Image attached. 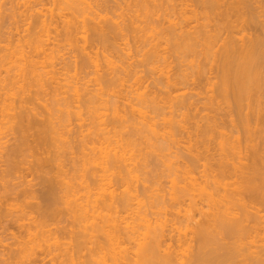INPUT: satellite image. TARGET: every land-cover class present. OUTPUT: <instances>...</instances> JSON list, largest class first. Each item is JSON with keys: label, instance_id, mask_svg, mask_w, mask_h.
Instances as JSON below:
<instances>
[{"label": "bare ground", "instance_id": "1", "mask_svg": "<svg viewBox=\"0 0 264 264\" xmlns=\"http://www.w3.org/2000/svg\"><path fill=\"white\" fill-rule=\"evenodd\" d=\"M132 1L134 2L135 8L139 10L137 12L135 11L139 15L135 14L136 16H133L135 18H133L132 22H130V27L132 26L134 28L133 25L137 26L138 23L141 24L143 20L145 22L146 18H148L147 15H150L152 13V11H150L151 5L149 6L150 2L153 3L154 1L153 4L156 6L159 2L155 4L156 0H149L150 2L148 1V4L147 0ZM168 1L171 7H173V10L175 9V6L179 4H175L176 2L181 3V6L180 4L178 5L180 7L179 9H181L179 10L180 13L181 11H183V13L180 14L182 18L181 23L175 24L172 27L174 32H169V38L167 37V35L166 37H164L166 39H164L162 36L165 41L164 44L166 45V47L163 48L165 52H163V49L161 50V38L160 41H157V38H155V36L153 35V38L150 36L148 37V43L150 42V38L156 39L158 43L152 42V44L155 43V45L149 43L151 45V49L149 48L150 51L148 52V61H145V63L147 62V65H155V67L152 68L153 70L151 74L153 75L154 71V75L157 74L158 78L157 80H154H159L158 82L161 81L163 83V87H160L161 83L159 84L157 82L159 84L158 87L163 88L166 95V98L160 96V100L158 96H155L157 95V91H155V93L153 92L155 89L153 91L149 90L151 92H148L147 88V91H144V89L146 90V85H144V81L142 79L144 78V76L140 77L138 73L135 72L134 69H132L130 64L131 62H128L129 59L132 60V57L130 58V56H132V54H130L131 50H128L130 48L127 49L129 45L127 46L126 44H123V47L115 42V44L112 46L113 43L111 44L109 41L111 45L108 47L110 48H108L107 46L105 48L104 46V49L103 47H100V49L96 48V46H91L94 44L88 42L92 38L88 40V37L86 38V34L89 33V30H87V26L89 24L87 22L91 20V22L93 23V21L95 22V20H99V22L96 24L100 25V21L105 17L107 21L110 19L107 18V16L104 17V15L103 18L101 12V14L99 12H96V9L98 8H95V6H93L91 0H40V3H37L38 5H40L39 9H37L38 7L35 8L36 6L31 7L30 9L25 10L27 12L26 15L24 14L25 12H23L24 10L22 12L20 11L16 13L19 14V18L26 17L30 19L34 16L37 18V20L35 19V25L33 24L35 28L31 31V34L28 33L30 34V37H27V39L29 38L28 41L24 40V46L19 45L16 48H12L13 46H8L0 50V135L9 132L14 135V138L16 137L15 135H17L15 140L13 138L15 142L12 143L13 145L9 144V146L6 145L5 147V144L3 145L0 142V149H2V151H6V153L0 151V160L6 159L5 161L8 160L12 163L14 160H18L17 158L19 157V154L23 156V154L20 153L21 149H23L27 145V140H29L28 138L32 137L33 140L31 141V144L33 145V147L31 145V147L27 146V148H29V150L31 148L33 149L31 151H33L35 160L29 161L32 162V165L29 163V165L26 164V160H24V163L25 165H27V167L32 166L31 169L34 171V174L38 175L40 179L41 176H43V180L41 181L46 184L45 188L42 187V184L41 186H39L40 183L37 184L40 188L42 187L41 191H44V193H46L47 196L45 195V199L46 197L54 198L53 201H56V204L59 203L58 201H62L63 206L67 208L69 214H71L75 222L78 223L79 227L77 229L79 231L76 233V236H74L75 234L72 232V234L69 233V237H71L72 235V240H70L72 241V243L70 242L71 244L69 243L67 244V246L69 245L71 249L74 248L72 250H74L75 252V250L77 251L81 247L84 248L83 245H88L87 242H90L93 245V241L94 239H96V241L94 242L95 248L93 245L94 250H92L93 255L95 256L91 260L92 264H187V262H192V264H264V167L263 163L261 164V161L263 162L264 159L260 157V159L258 158V156H260V154H258L260 153V150L257 149L258 147L253 145L254 143L252 144V142H248L254 141L252 140L254 135L253 137L248 135L251 137V139H249L250 137H248L246 146L250 147L253 145L251 147L253 152L250 154V156H247V158L249 159H246L244 155H242V151L241 148H239V145L237 147L235 146L237 142H228L231 138L229 136L230 134L228 135L227 131H225L227 133L222 132V130L225 129H221V126L215 119L211 120L210 114L209 117L208 115L207 117H202V119L206 117L204 118L205 121L207 120L205 126H200L199 122L194 120H192L193 122L191 121V123L188 122L192 119H190V116L193 113L191 112V114L189 112V114L187 113V111H191L194 108L196 109V104L194 105L192 100H190L191 102L189 101L190 98L185 97V91L181 94L179 91L182 88L186 89L185 85L190 81H193L192 86L196 83H198V86H200L199 84L204 82L201 81L203 79V76L207 74L205 68H203L205 65L203 67H200L198 63L195 64L196 62L194 63L193 61L189 62L190 64H187V67L181 64L182 67H185V69L188 68L189 65L190 68L188 69L191 70L193 69V67L196 69L197 74L192 72L191 70L192 73L197 75L196 77L194 75V80L191 77L189 80V75L192 74L190 72L189 75H185L187 72L182 75V73L180 72L181 67H179V72L181 73V75L175 73L174 71L173 72L175 74H171V70L176 69H172L174 67H171L172 65L168 62V58H170L168 55L169 51L165 49L167 47L169 49V47L172 46L173 48L171 47L169 49L170 52L172 51L171 49H174L173 52L177 55L176 59L180 61L183 54H195L197 52V48L200 47L202 50H200V48L199 50L202 52L199 51V53H202L203 55H201L204 57L203 59H206L203 63H205L206 61L208 62V64L210 63L211 65L209 64L210 67L208 68L209 72H212L211 75L215 74L214 78L213 76L208 77V75L205 77V80L207 81L205 82L206 84L204 83V85H206V90L203 86L205 90L203 91L206 93H203L205 95L207 94V96L205 97L206 101L208 102L206 104V109L213 110L216 106L217 111H225V113L228 115V119L229 117L231 118V123L235 121L236 117L234 118V116H237L239 123L240 121H242L241 123L245 124L243 130H247L248 128H246V126H250L249 122H251L250 120L252 118L257 122L264 121V114H262L264 112V108L263 110L261 109L262 105L264 104V102L262 104V101L264 99V90L261 89L263 87L262 84H264V50L262 51V48L264 47V41L262 39L260 40L259 38L253 39L247 37L245 25L248 24V21L246 20L245 16L248 15L247 18L254 20L255 17L259 18L257 14H260L262 12L259 11V7H256L255 9L257 10L258 8V11L260 12L256 13L254 12L255 9L249 6V10H247L248 12L244 13V11H242L243 9L239 8L242 4L240 2H244V0H231L232 2L230 1V3L229 0H203V6H206L205 11H207L205 12L203 10L205 15L204 16L202 15V13H199L200 11L192 9V6L190 5V2L192 1ZM168 1L166 2L168 3ZM173 1V4L175 5L172 6L171 3ZM17 4L19 8L21 4ZM244 4L243 6H245ZM47 5L50 7H47ZM17 6L15 7L17 8ZM23 6L25 7L26 4H23ZM178 6L176 7V9L178 8ZM203 6H198V8H203ZM15 11L13 13H15ZM140 11L142 13L144 12L145 14L143 15L144 19H142L141 21H139L142 14L140 13ZM149 12L151 13L149 14ZM212 13H215V15H217L216 17L220 18V24L218 22H215V29H213V25H211L212 22L209 20L211 15H208ZM16 16L17 15H15V17L13 16V18H16ZM10 20H13L12 17ZM111 20L113 23L112 26ZM109 21L110 22L109 24H107V26L105 25L97 27L100 29L102 27H108L109 29L107 31L112 35L117 32L116 35L118 37L122 33L123 36L121 35V40H125L127 38L126 33H129L130 30L133 29L132 27L131 29L128 26L130 28L129 31H125L124 33L123 29L127 30V26V28L122 27L121 30H118L120 29H117V27H120L119 24L117 25L118 20H116L115 22V19H110ZM147 21H149V19L146 20L147 26H145V28L140 29L139 25L136 27L137 30L140 29L136 32V34L139 33V31H142L143 33V31H146V28L150 26V24H152V19L149 23ZM191 21L196 23L195 27H191L188 29L187 27L183 26L186 24L188 25V23ZM59 22L61 24L64 23L63 25L65 29V38L60 37L62 39L61 41L63 43L64 41H67V44L65 45L69 44L68 46H73V49H75L74 46L76 45V50L80 49L79 51L84 53V56L83 54L81 55L85 57L86 60L84 58L82 59L84 61H87V63H85L84 61V63H82L89 65L88 67L93 68L92 70H94V74L92 75H95L93 76L92 80L94 81V83L92 82L93 85L91 84V79L88 83L82 84L81 80H78V76L72 77L71 74L69 75L68 73H66L67 71H62V68V72L58 68H56V65L58 64L56 59L63 56L60 52V49H62L60 48V46L63 43H61V45L59 46L57 41L60 40H56V37L53 40L51 35L54 32L56 33V31L58 30L57 28H59ZM114 23L116 25L115 28L117 29V31L115 28H112L114 27ZM257 23H259V21ZM218 24L223 26V28L225 26L224 31H222L223 28L222 30L220 29L221 26H219ZM125 25L126 24H124V26ZM110 28L112 32L110 31ZM152 28L150 30V33L152 30L154 32V29ZM262 28L264 29V26ZM31 29H29V31ZM98 30L99 29H97V34H99ZM100 31L103 32L104 30L101 29ZM107 31L104 32L107 33ZM256 31H258L257 28ZM90 32L93 33V31ZM223 32H226L227 35H222L221 33ZM109 33H104L105 37L107 36L106 38L111 36H108ZM131 33L135 34L133 30ZM136 34L134 35V39L137 36ZM238 34L242 35H239L240 37H238ZM59 35L56 36L58 37ZM102 36L103 34H101V36L96 35V37H99L97 38V40H102L105 38L104 36L103 38H101ZM139 36L141 37L143 35H138L137 38L140 40L141 38H139ZM222 36H224L225 38ZM115 37H113V39ZM51 39L53 40V42ZM63 39L65 40L63 41ZM81 39L82 41H80ZM108 39H111V37ZM108 39L105 40L108 41ZM144 39L145 37L143 38V41ZM146 40L144 42H146ZM127 41L128 40H126V42ZM79 42H82L83 44L81 43L82 46L78 48L79 45L77 43ZM51 43H54V45H52L53 48H51ZM55 43H57V45H55ZM88 43L91 45L89 46ZM145 44H147V42ZM26 48H28V50H26ZM165 54H167L168 56H165ZM58 55L62 56L58 57ZM197 58L198 55L196 59ZM183 59H185L184 56ZM188 59L186 58L187 61ZM195 65L197 66V68L195 67ZM177 66L179 65L177 64ZM105 67L107 69L109 68L110 71L114 74L113 76V74L111 73L113 76L112 77L110 72H107V74H109L111 77H108L110 80L105 79V77L107 78V75H105L106 73L104 74L105 76L103 74H100V72L105 69ZM195 69H193V71ZM174 75L177 76L175 77ZM172 77L175 78L172 79ZM154 80L152 81L154 82ZM191 83L192 82L188 83L189 86ZM158 84H155V86H157ZM183 84L184 87L182 86ZM180 85L182 86V88L179 89L178 86ZM196 85L195 87H197ZM189 86H187V88ZM158 87L155 88L158 89ZM172 88L174 89V91ZM167 90L168 92H166ZM171 90L174 92V94H178L172 95V92L170 93ZM175 91H177V93ZM46 97H48L47 100L45 99ZM223 107H226L227 109ZM149 108L151 109V111L149 110ZM166 108L170 109V112L168 113L170 115L169 117H167V115L164 113ZM184 110H187L186 113ZM151 112L154 115H151ZM243 112L246 113L244 114ZM194 115L195 114L192 115L193 119H197L198 116ZM222 115L223 113L221 114V116ZM75 120L76 122L79 121L78 124L88 130H86L87 134L85 136L82 133L81 129V133L84 135L83 136L81 134L82 138L90 137L91 141H89L88 144H85L87 143L85 142V140L88 139H80L79 146H81V141H83L84 143L82 142L83 145L81 146V148L79 146L77 148H80V152L77 150L80 153V157L78 154L79 158L76 159V162L74 161V157L73 159L70 158V160L74 161L72 167H74L75 171V175H70V177L68 175L69 171H65L64 161L67 159L66 155H69L70 152H73L72 150H75V148L77 147L76 146L74 148L72 146L73 142L71 143V140L73 139L72 135H74L73 133L75 129L72 131V128L70 127L72 126V122ZM183 122H185L186 125L192 124L191 126L193 127H191L190 129V127L187 128V126H181L184 124ZM235 123L232 124V128L234 127V129L236 128ZM161 124L164 128H162V131H164L162 132L163 134H160V127H162ZM176 127L180 128V131H186V128L189 131L191 130L190 133H187L188 130L186 132H180L181 134L186 133L187 136L192 133V135H189V140H191L192 138L190 139V137H193L194 135L196 137V141L193 140L194 137L191 140L192 144L189 141L191 145L189 144L190 147L187 148L189 150V153H191L189 155L192 156V159L188 157L189 159H191L190 165H187L189 164V161L186 159L185 161H188L186 162L187 164L185 163L187 167H184V170L178 169L179 172L182 171V177L183 174L184 176H188V178L185 176V178L187 179L184 180V182L186 183V181L189 179L187 181V183H189H186V186L183 185L182 187L181 185V187H178L176 179L174 178L173 180V177L170 176L172 177L170 183L173 184V189L171 188L170 190L173 191L172 193L169 192L170 194H168L162 190L163 195H160L156 193L157 190H152L153 193L147 195V193L151 192L149 191L146 193V191H148V188L150 187H148V184L146 183L148 181L146 179L150 175L143 179L145 182H142L140 174L142 173L143 176V173L145 172L144 169L147 167L145 169L147 170L150 165L147 166V153L144 154L145 150H141L140 148L142 147H140L137 143H139L142 135V139L144 138L145 140L147 138L145 141H149L148 143L146 142L148 147L146 144L145 145L147 148H149L150 152L153 150L152 153H157V156H160L161 153H166V150H170L171 147L177 148L175 146H181V144L184 143L182 139L180 140V138L178 137L179 133L176 132ZM125 128H128L127 130L129 131L130 129L132 130L128 132ZM123 130L126 132L124 133V135L127 138H124ZM192 130L194 131L192 132ZM71 131L72 135L69 134V132ZM79 131L80 130H78V132ZM136 131L137 133H134ZM248 131L250 132L252 131V129L247 130V133ZM127 132L129 133V135L127 134ZM250 133L252 134V132ZM66 134H68L67 136L71 135L72 139H67V136L65 137ZM77 134L76 136L79 135ZM131 134H134L136 140ZM217 134H219L218 139L220 138V140L217 139V144L215 143L214 145L218 146H216L215 148H218L217 150H220V155L215 163H211L210 151L213 149H211L212 146L210 147V143L211 140H213L212 138H215V135L217 136ZM236 134L235 136L237 137ZM136 137L140 139H137ZM232 138L235 139V137ZM238 139L240 140V137H238ZM47 140L52 141L51 148L54 150H50V148L47 150L46 146L48 145H45V143L48 142ZM75 141L76 140L74 139V142ZM54 142H58L59 144H61V146L59 144L55 145ZM66 142L67 146L64 145L66 144ZM193 142L195 144H193ZM48 143L50 144V142ZM247 143H249V146ZM73 144L75 145V143ZM27 148L25 147V149ZM44 148L46 150H44ZM147 148L143 147L142 149H146L147 152L149 151ZM23 151L24 150H22L21 152ZM45 152H48L49 154L51 152V156L45 158V156H47ZM23 153L26 152L24 151ZM44 154L45 156H43ZM203 154L206 157H203ZM170 155L172 154H169V156L163 155L165 156V162H163L164 160L162 162L167 166L165 168H171L170 170H176L175 172H178L176 167L175 169H173L175 164L171 165V163L169 162L173 163V158H177L179 156H172L173 158L171 157V160L170 158H167L170 157ZM24 156L26 158V155ZM24 156H20V158H24ZM240 159L242 160V162H240ZM245 159L249 163H244L243 160ZM199 160L202 162L205 161V164L203 162L204 165H201L205 168L204 170V168L202 167V175L199 174V171H197V169H200L198 168L199 166H195L196 163L199 162ZM14 162L15 163L13 164H6L10 170L8 169V171H5L7 168L4 170V175L6 173V177L3 176L5 177L3 178L1 176L3 178H1L3 181L6 180L7 177L13 175L15 173L14 171L20 169L19 161L18 163L17 161ZM260 164L262 165V167H260ZM190 166L192 168L194 166L196 167L195 171L198 172L201 178H203L201 180V178H199L200 176H198L201 181L192 176L193 172L190 170ZM54 168L56 169V174L50 176L51 173L53 174ZM18 172L19 171H17L16 174H18ZM157 174L158 176L161 175L158 172ZM19 176L17 175V178L21 180L20 184H11L12 181H5V185L3 183L2 186L4 189V194L2 193V195L4 196H0V229H4L7 233H9L10 227H13L14 225H17L19 229L26 228L24 220L27 217L28 213H32L34 211L33 210L32 212H30L33 208L30 210L29 207L28 208L30 211H28V208L25 205V199H27L29 196H32V194L29 193V191L27 192L25 190V184L27 182L25 181L24 175H21L20 177ZM151 176H153V173ZM14 177H16V175ZM156 177L157 176H154L156 180L152 177L151 180H155L158 182ZM158 178L160 179L161 176ZM232 180H234V182H232ZM180 181H182V179ZM88 182L91 183L88 184ZM140 182L145 184H142ZM93 183L95 185H98V192L95 193V201H90V199L92 198L90 185ZM138 184L142 185H140V187L144 188V193L142 192V194H139L140 188L138 187ZM152 184H156V182ZM146 186L148 188H146ZM82 189L88 192H86V195L84 197L83 195L82 197L80 195ZM34 190L36 191L37 189ZM32 193H34V191ZM39 193L41 192L38 191L36 194ZM164 193H166V195ZM36 194L34 195V197H32L33 199L38 200V196L41 194H39L38 196ZM13 197L17 199L16 202L20 203V201H23L24 204L15 207L11 203V201H15ZM167 197H169V199ZM33 199L30 202H33ZM45 199H42V202H44L43 200ZM47 199L45 201H47ZM185 199H189L188 201L186 200L188 205L185 204L186 201L184 203ZM256 202H259V204H256ZM8 203H11L12 205ZM46 203L44 202L40 205L37 203L39 205L38 208H40V206L44 204L48 206ZM183 203L188 206L187 210L186 206ZM51 205L49 207L50 209ZM53 205L55 206V204ZM169 205H171L170 207H173L171 210H169V208L167 207ZM178 205L183 206L184 210H186L183 216H181V213L177 210H173L174 207L177 208L176 206ZM37 206L36 210H39L37 209ZM42 208L44 209V206ZM49 208L47 209L48 211ZM45 210L42 211L45 212ZM167 210L169 212H176V214L174 215L173 212H170L171 214L164 216V214L167 213ZM42 211H40L41 213H39V216H42ZM195 214H199V216H196ZM170 215L173 216V219ZM168 216L170 217L166 218ZM45 217L43 216L42 219L44 218V220H46ZM47 217L50 216L47 215ZM197 217H201L203 220L197 222ZM45 223L44 225L39 223L38 226L36 224L34 232H31L32 230H27L28 239L26 242L24 241L22 243L20 241H17L15 245H17L16 247L19 248H17L19 252L17 251V249L16 251L22 254L21 256H23L22 258H19L18 262L15 260V258L10 257L12 255L8 256L4 255V252L3 254L0 252V264H41V262L43 264L46 260V257L52 256L54 251H62V248L60 246L62 244L59 243L57 239L58 231H54L55 233L53 231H50L51 229H49L46 226L47 224ZM191 224L197 225H195V231L193 232V234L196 236L195 238L197 239V250L195 254L193 251H190V249L193 250V248H191L192 242L190 241L193 237L187 235V231H189L190 234L192 233V231L189 230L191 229ZM68 231H66V233ZM53 233L55 234L54 236L56 238L53 237ZM251 233L254 234L258 239H261L262 237V239L260 240V245L259 243L256 244V242H259V240L256 239L254 235H252V237H254L253 240L256 239L254 240V243L252 240V243L250 242V240H248V243L247 241H245L244 238L249 239L247 238L248 235V237H250L251 239ZM11 234L9 233V236ZM188 236H190V238H187ZM237 237H239V239ZM241 238L242 240H244H240ZM97 239L102 240L99 241ZM19 240L23 241V239ZM228 240H231L230 242L232 243H230ZM2 242L3 241L0 240V244L3 245ZM249 242L251 243V246L249 245ZM189 244H191L190 248ZM2 245H0V247ZM255 245H259V247ZM63 246L64 245H62V247ZM248 246L251 247H249L250 250L248 249L250 252L252 251L251 253L247 249H244L248 248ZM252 246L256 248H253ZM7 248L9 249V253L13 251V249H11V246H7ZM257 248H260V250ZM40 249L42 250L40 251V253H44L42 255L45 256L44 258L41 256L43 259L39 257L41 254H38V251ZM243 249L246 250V255L243 253ZM185 250L188 252L186 253ZM65 251L67 252L68 250L65 249ZM241 252L243 254H241ZM185 253L186 255H184ZM189 253L190 255L193 253V257L190 256ZM249 255L250 257L252 255V257L250 258ZM6 256H8V258H6ZM189 256L192 258H190ZM246 256H248V259H246ZM186 257L187 259H189L188 261H184V259L187 260ZM240 258L243 260H238ZM11 260H13V262H11Z\"/></svg>", "mask_w": 264, "mask_h": 264}, {"label": "rangeland", "instance_id": "2", "mask_svg": "<svg viewBox=\"0 0 264 264\" xmlns=\"http://www.w3.org/2000/svg\"><path fill=\"white\" fill-rule=\"evenodd\" d=\"M9 1H10V3H9ZM14 2V0H0V50L1 49H3L4 47L6 48V47H12V48H16L17 46H24L25 44H23V43H25L24 42V40L25 41H28V39H27V37L31 34V31L35 28V26H33V24L36 22V20H37V18L36 17H31L30 19H28V18H26V17H20L19 18V14H16V13H18V12H22L23 10V12H25L24 14L26 15V11L25 10H28V9H30L31 7H35V8H37V9H39V6L40 5H38L37 3H40V0H15V2H14V4H13V2ZM148 1L149 0H147V3H148ZM150 1H153V0H150ZM149 1V2H150ZM166 1H168V0H166ZM166 1H162V0H156V2H155V4H157L158 2V5L156 6V5H154L153 3H154V1H153V3H151L150 2V4H149V6H150V8H151V10H150V8H149V10L150 11H152V13H153V15H152V13L151 12H149V14L150 15H147L148 16V18H146V16H145V18H146V20H148L149 19V21H147L148 23L150 22V20L152 19V24H150V26H148L149 27V29H148V27L146 28V31H143V33H142V31H139V33H137L136 34V32L138 31V30H140L141 28H145V26H147V24H146V20H145V22H144V20L142 21V23H145V24H139L138 23V25H139V27H140V29H138L137 30V26H135V25H133L134 26V28L132 29L131 27H130V22H132V20H133V18H135V17H133V16H136L138 13H136L137 11H139L137 8H135V5H134V2L132 1V0H91V2H92V4H93V6H95V8L97 7L98 9H96L95 11L96 12H101L100 14L102 15V17H103V15H104V17L105 16H107V18H110V19H115V22H116V20H118L117 21V25L119 24V26L120 27H117V29L118 28H120V29H118V30H121V28L122 27H130L132 30H133V32H135V34L137 35L136 36V38L138 37V35H143L144 37H145V39H144V41L146 40V39H148V40H146V42H147V44H145L146 42H144L143 41V36H139V38H141L140 40L137 38V40H136V38L134 39V33H131L132 32V30H130V32L128 33H126L127 35H126V39L125 40H121V35H122V33H121V31H120V35H119V37L116 35V33L114 34V35H112V34H110L107 30L109 29L108 27L107 28H105V27H102L101 29L102 30H104V31H107V33H109L108 34V36H110L111 37V39H108V38H110V37H108V38H106L105 37V35H104V33L105 34H107L106 32H101L100 30V28H98V27H100V26H107V24H109V20L107 21L104 17V19H102L101 21L103 22H101L100 21V25H98V24H96V23H98L99 22V20L97 21V20H95V22L93 21V23L91 22V20L89 21V22H91V23H89V22H87L86 24L88 25L87 27V30H89V33H87L86 35V38H87V40L88 39H91V40H89L88 42H90L91 44H94V45H91V44H89L88 43V45L90 46H93V47H95L96 46V48H102L103 47V49H104V46H105V48H106V46L108 47V46H110L112 43V46L115 44V42H117V44H120L121 46H123V44H126L127 46L129 45V47H127V49L128 48H130V49H128L129 51H130V54H132V56H130V58L132 57V60H128V62L131 64V67H132V69H134L135 70V72H137L138 73V75L141 77H143L144 76V78H142L143 79V83H144V85H146V90L144 89V91H147V88H148V92H151V91H153L154 89V93H155V91H157L156 93H157V95H155V96H158V98H159V100L161 99V97H165L166 95H165V90L163 89V88H159L158 86H159V84L161 83V85H160V87L163 85V83L160 81V82H158V81H155V80H157L158 78H157V74H155L154 75V71H153V75L151 74V72H152V68H154L155 67V65L153 66H151V65H147V62L145 63V61H148V57H149V51H150V49H151V45L149 44V43H151L152 44V42H157L158 40L160 41V38H161V43H162V46H161V50L164 48V47H166V45L164 44V39H166V38H164V37H166V35H167V37H168V34H169V32H171V31H173V26L175 25V24H180L181 23V20H182V18H181V15L180 14H182L183 13V11H181V13H180V11L179 10H181V9H179L180 7L178 6L179 4H180V6H181V3L180 2H176L175 4H177V3H179L178 5H176L175 6V9L173 10V7H171V5H170V3H169V1H168V3L166 2ZM178 1V0H177ZM180 1V0H179ZM182 1V0H181ZM189 1H192V2H190V5L192 6V9H194V10H197V11H200L199 13H202V15H204V11H205V8H206V6H203V0H189ZM230 1L231 0H229V3H230ZM243 1V0H242ZM12 2V3H11ZM161 2V3H160ZM232 2V1H231ZM246 2V3H245ZM250 4H249V3ZM255 2H257V3H255ZM17 3H19V4H21L20 5V7L18 8V4ZM174 3V1L171 3L172 4V6L173 5H175V4H173ZM240 3H242L241 4V6L239 7L240 9H243L242 11H244V13L245 12H248L247 10H249V8L250 7H252L253 9H255L256 7H259V9L257 8V10L255 9L254 10V12H256V13H260V12H262V13H260V14H257V16L259 17V18H257V17H255V19L254 20H251V19H249V18H247L248 17V15H246L245 16V18H246V20L248 21V24H246L245 26H246V31H247V33H246V31H245V33H246V35H247V37H250V38H253V39H256V38H259L260 40L262 39L263 41H264V29L262 28L263 26H264V0H244V2H240ZM245 3V4H244ZM16 4V5H15ZM23 4H26V6L24 7L23 6ZM28 4V5H27ZM35 4H37V5H35ZM243 4L245 5V6H243ZM248 6H247V5ZM253 4H254V6H253ZM262 4V5H261ZM259 5V6H258ZM15 6H17V8L15 7ZM30 6V7H29ZM148 6V7H149ZM178 6V8L176 9V7ZM198 6H203V8H201V7H199L198 8ZM247 6V7H246ZM250 6V7H249ZM260 6H261V8H260ZM12 7V8H11ZM24 7V8H23ZM47 7H50V6H48L47 5ZM244 7V8H243ZM249 7V8H248ZM12 9V10H11ZM14 9V10H13ZM137 9V10H136ZM201 9V10H200ZM16 10V11H15ZM204 10V11H203ZM260 12H259V11ZM15 11V13H13ZM136 11V12H135ZM201 11H203V12H201ZM205 12H207V11H205ZM140 13H142L141 11H140ZM146 13V12H145ZM208 13H211V12H208ZM13 14V15H12ZM17 15L18 16V18H17V16H16V18H13V16L15 17V15ZM134 14V15H133ZM136 14V15H135ZM262 14H263V16H262ZM10 15H12V16H10ZM139 15V14H138ZM143 15H145L144 14V12L141 14V19L139 20V21H141L142 19H144L143 17ZM152 15V16H151ZM209 16L211 15V17H210V21L212 22L211 23V25H213V29H215V27H216V23L215 22H220L219 20H220V18L219 17H216L217 15H215V13H212V14H208ZM9 16H10V18H9ZM115 16V17H114ZM151 16V17H150ZM205 16V15H204ZM204 16H201V17H204ZM209 16H208V18H209ZM261 16V17H260ZM11 17H12V19L13 20H10L11 19ZM117 17V18H116ZM213 17V18H212ZM263 17V18H262ZM130 18V19H129ZM132 18V19H131ZM151 18V19H150ZM261 18V19H260ZM16 19V20H15ZM36 19V20H35ZM139 19V18H138ZM212 19V20H211ZM217 19V20H216ZM258 19V20H257ZM15 20V21H14ZM89 20V19H88ZM87 20V21H88ZM105 20H106V22H105ZM131 20V21H130ZM213 20H214V22H213ZM17 21V22H16ZM97 21V22H96ZM209 21V22H210ZM256 21V22H255ZM259 21V23H257ZM16 22V23H15ZM61 22H63V21H61ZM125 22V23H124ZM250 22V23H249ZM253 22V23H252ZM263 22V23H262ZM95 23V24H94ZM214 23H215V25H214ZM256 23H257V25H256ZM64 24V23H63ZM63 24H61L60 22H59V24H58V26H59V28H57L58 30H59V32H58V30L56 31V33L54 32L52 35H51V37H52V39L54 40L55 39V37H56V40H60V41H57L58 42V44H59V46L61 45V43H63L61 40V38H63L64 36H65V29H64V25ZM104 24V25H103ZM124 24H126L125 26H124ZM128 24V25H127ZM220 24V23H219ZM218 24V25H219ZM35 25V24H34ZM63 25V26H62ZM93 25H95V26H93ZM113 25V23H112V20H111V26ZM122 25V26H121ZM141 25V26H140ZM149 25V24H148ZM189 25V26H188ZM188 25L186 24V25H183V26H185V27H187L188 29L189 28H191V27H195L196 26V23H194V22H189L188 23ZM98 26V27H97ZM110 26V25H109ZM110 26V27H111ZM115 23H114V27H112V28H115ZM215 26V27H214ZM219 26H221V25H219ZM248 26V27H247ZM251 26V27H250ZM256 26V27H255ZM95 27V28H94ZM126 27V28H127ZM128 27V29L127 30H125V29H123V31H124V33H125V31H129V28ZM153 27V28H152ZM211 27V26H210ZM32 28V29H31ZM151 28L152 29H154V32H153V30L151 31V33H150V30H151ZM222 28H223V26H221L220 27V29L222 30ZM224 28H225V26H224ZM224 28H223V30L222 31H224ZM254 28V29H253ZM256 28H257V30L258 31H256ZM263 30H262V29ZM29 29H31L30 31H29ZM64 29V30H63ZM96 29V30H95ZM97 29H99L98 31H99V34H97ZM106 29V30H105ZM116 29V28H115ZM114 29V30H115ZM117 29H116V31H117ZM261 29V30H260ZM114 30H113V32H114ZM134 30H136V31H134ZM145 30V29H144ZM149 32H148V31ZM37 31V30H36ZM63 31V32H62ZM90 31H93V33L92 32H90ZM110 31H111V28H110ZM221 31V32H222ZM256 31V32H255ZM262 31V32H261ZM88 32V31H87ZM96 32V33H95ZM100 32H101V34H103V36L105 37L104 39H98L97 40V38H99V37H96V35H100L101 36V34H100ZM112 32V31H111ZM174 32V31H173ZM173 32H172V34H173ZM239 32V31H238ZM259 32V33H258ZM28 33H30V34H28ZM59 33H60V35H59ZM123 33V34H124ZM150 33V34H149ZM257 33V34H256ZM262 33V34H261ZM55 34V35H54ZM96 34V35H95ZM129 34V35H128ZM133 34V35H132ZM145 34H146V36H145ZM222 35H224V34H226L227 35V33L226 32H223V33H221ZM252 34V35H251ZM56 35H59L58 37L56 36ZM94 35V36H93ZM155 36V38H157V41H156V39H152L153 38V36ZM165 35V36H164ZM170 35H171V33H170ZM225 35V36H226ZM239 35H242V34H238V37H240ZM257 35V36H256ZM85 36V35H84ZM103 36L101 37V38H103ZM116 36V37H115ZM123 36V35H122ZM152 37V38H150V42L148 43V41H149V38L148 37ZM162 36H163V38H162ZM30 37V36H29ZM61 37V38H60ZM113 37H115L114 39H115V41H114V39H113ZM118 37V38H117ZM222 37H224V36H222ZM58 38V39H57ZM65 38V37H64ZM96 38V39H95ZM119 38H120V40H119ZM169 38V37H168ZM167 38V39H168ZM225 38V37H224ZM27 39V40H26ZM51 39V40H52ZM105 39H108V41L107 40H105ZM223 39V38H222ZM53 40H52V42H53ZM65 39H63V41H64ZM126 40H128L127 42H126ZM162 40H163V42H162ZM79 41V40H78ZM80 41H82V39L80 40ZM93 41V42H92ZM96 41V42H95ZM109 41H110V43H109ZM123 41H124V43H123ZM55 42V41H54ZM60 42V43H59ZM104 42H106V43H103ZM122 42V43H121ZM126 42V43H125ZM138 42V43H137ZM140 42V43H139ZM82 42H79V43H77L79 46H78V48L80 47V46H82V44H81ZM99 43V44H98ZM109 45H108V44ZM155 43H153L154 45H155ZM158 43V42H157ZM22 44V45H21ZM65 44H67V41H64V43L60 46V48H62V49H60V52L62 53V55H58V57L59 56H62V57H57L58 59H56V61L58 62V64H57V62H56V68H58L60 71H61V68H62V71L64 70L66 73H68L69 75L71 74L72 75V77L73 76H75V77H77V78H79L78 80H81V82H82V84H84V83H88L89 82V80L91 79V84L93 85V83H94V81H92L93 80V76H95V75H92V74H94L93 73V71L94 70H92L93 68L92 67H88L89 65H86V64H83L84 62L85 63H87V61H84L82 58H84L85 59V57H83L84 56V53L83 52H81V51H79L80 49H77L76 50V45L74 46V48L75 49H73L72 47L73 46H68V45H65ZM97 44V45H96ZM152 44V45H153ZM52 45H54V43L52 44L51 43V48H53L52 47ZM55 45H57V43H55ZM15 46V47H14ZM63 46H65V47H63ZM98 46V47H97ZM111 46V47H112ZM124 47V46H123ZM122 47V48H123ZM172 47V46H171ZM171 47H169V49L171 48ZM100 48V49H101ZM108 48H110V47H108ZM150 48V49H149ZM173 48V47H172ZM199 48L200 47H198L197 48V52L194 54V53H188V54H183V56H184V58L185 59H183V56H182V58L180 59V61L178 60V59H176L177 58V55H176V53H174L173 51H174V49H171L172 51L170 52V50L168 49V47L167 48H165V49H167V51H169L167 54L169 55V57L170 58H168L169 59V63L172 65L171 67H174V68H172V69H176V70H171V74H175V73H177V74H180L181 75V73H182V75H184L185 74V72H187L185 75H189L190 73H192V72H194V73H196L197 74V71H196V69L193 67V69H195L194 71H193V69H191L192 70V72H191V70L190 69H188V68H190V65L188 66V68H186L185 69V67H182V65L181 64H183L184 66H186L187 64H190L189 62H191V61H193L195 64H199V66L200 67H203L204 65V67L203 68H205V70H206V72H207V74H205L204 76H203V79L201 80V81H204V82H202L201 84H199L200 86H198V83H196L195 85L197 86V87H195V85H193L192 86V84H193V81H190V82H192L191 84H190V86H189V84L188 83H190V82H188L185 86H186V89L185 88H182V86L184 87V84L181 86H178L179 87V89L180 88H182V89H180V94L183 92L184 93V91L186 92L185 93V97L186 98H190L189 99V101L190 100H192V102H193V104L195 105V107H196V109L194 110H191V111H187V110H184L185 111V113H186V111H187V113H193V114H195L194 116H198L197 117V119H193V114L190 116V119L191 120H189L188 122H190L191 123V121L192 120H194V121H198L199 122V125L200 126H205V124L207 123V120L205 121V119L204 118H206L207 117V115H208V117H209V114H210V119L212 120V119H215L216 121H217V123L221 126V129L223 128V129H225V130H222V132H225V131H227L228 132V135L231 137L230 138V141H228V142H237L236 143V147L239 145V148H241V153H242V155H244V157L246 158V159H249V158H247V156H250V154L253 152V150L251 149V147L253 146V145H255V146H257L258 148L257 149H259L260 150V153H258V154H260V156H258V158L260 157V158H263L264 159V121H259V122H257V121H254V119L252 118V117H250V118H252L250 121L251 122H249L250 123V128L249 127H247L246 126V128H248L247 130H251L252 129V131H250V132H252V134L248 131V133H247V130H243V128L245 127V124H243V123H241L242 121H240V123H239V121H238V117L237 116H234V118H235V121H236V123H235V121L234 122H232L231 123V118L229 117V119H228V115L225 113V111H221V110H216V106L214 107V109L213 110H208V109H206V107H207V101H206V96H207V94L205 95L204 93H206V92H204L205 90H206V85H204V83L205 82H207L206 80H205V77L208 75V77H212L213 76V78L215 77L214 75L215 74H212L211 75V73L212 72H209V64H208V62L206 61L205 63H207V64H205V63H203L206 59H203L204 57L202 56L203 54L202 53H199V51L200 50H202L201 48H200V50H199ZM26 50H28V48H26ZM264 50V47L262 48V51ZM63 51V52H62ZM79 51V52H78ZM166 51V52H167ZM29 52V51H28ZM163 52H165L164 51V49H163ZM173 52V53H172ZM200 52H202V51H200ZM264 52V51H263ZM60 53V54H61ZM80 53V54H79ZM170 53H171V55H170ZM81 54H83V56L81 55ZM167 54H165V56L167 55ZM173 54H175V55H173ZM198 55V58L196 59V57H197V55ZM200 54V55H199ZM202 54V55H201ZM167 55V56H168ZM195 55V56H194ZM174 56H176V57H174ZM187 56V57H186ZM202 56V57H201ZM145 57H146V59H145ZM193 57V58H192ZM201 57V58H200ZM60 58H62V59H60ZM186 58L188 59V61L186 60ZM176 59V60H175ZM203 59V60H202ZM82 60V61H81ZM86 60V59H85ZM178 60V61H177ZM184 61V63H183V61ZM198 60H199V62H198ZM84 61V62H83ZM177 61V62H176ZM186 61V62H185ZM83 62V63H82ZM202 62V63H201ZM177 64L179 65V66H177ZM203 64V65H202ZM83 65V66H82ZM85 65V66H84ZM211 65V64H210ZM82 66V67H81ZM157 66V65H156ZM64 67V68H63ZM69 67V68H68ZM178 67V68H177ZM179 67H181V70H180V72H179ZM187 67V66H186ZM195 67L197 68V66L195 65ZM66 68V69H65ZM182 68H183V70H187V71H183L182 70ZM192 68V67H191ZM107 68L105 67V69H103L101 72H100V74L102 75H104L105 73V75H107V78L108 77H110V75L109 74H107V72L109 73L110 72V74L112 73L111 71H110V69H109V71H108V69L106 70ZM198 70V69H197ZM208 70V71H207ZM61 71V72H62ZM175 73H174V72ZM177 71V72H176ZM104 72V73H103ZM179 72V73H178ZM184 72V73H183ZM190 72V73H189ZM64 73V72H63ZM194 73H192L191 75H189V80H190V77L191 78H193L194 77ZM211 75H209V74ZM113 74V73H112ZM112 74H111V76H112ZM104 75V76H105ZM109 75V76H108ZM152 75V76H151ZM113 76H114V74H113ZM112 76V77H113ZM138 76V77H139ZM171 76H173V75H171ZM175 77L177 76V75H174ZM179 76V75H178ZM197 75H195V77H196ZM92 77V78H91ZM175 77H172V79H174ZM106 77H105V79L106 80H110L109 78L107 79ZM111 78V77H110ZM145 78H147V79H145ZM178 78V77H177ZM82 79H83V81H82ZM146 81H145V80ZM155 79V80H154ZM152 80H154V82L152 81ZM193 80H194V78H193ZM188 81V80H187ZM80 82V81H79ZM80 82V83H81ZM93 82V83H92ZM156 82V83H155ZM159 84H158V83ZM200 83V82H199ZM155 84H158L157 86H155ZM206 84V83H205ZM263 85V87L261 88V89H263L264 90V84H262ZM157 88L158 87V89H156L155 87ZM187 86H189L188 88H187ZM205 87V90H204V87ZM163 87V86H162ZM200 87H202V88H200ZM173 89V88H172ZM189 89V90H188ZM194 89V90H193ZM149 90H151V91H149ZM161 90V91H160ZM170 90V89H169ZM204 90V91H203ZM173 91H174V89H173ZM172 90L170 91V93L172 92V95L174 94V92H173ZM262 91V90H261ZM162 94H161V93ZM166 92H168V90L166 91ZM176 93H177V91H175ZM204 92V93H203ZM264 92V91H263ZM200 95H199V94ZM258 93V92H257ZM178 94V93H177ZM177 94H174V95H177ZM184 95V94H183ZM161 96V97H160ZM47 98L48 97H46L45 99L47 100ZM166 98V97H165ZM188 100V99H187ZM191 102V101H190ZM263 102H264V99H263V101H262V104H263ZM160 105H161V103H160ZM163 105V104H162ZM223 108H225V109H227L226 107H223ZM263 108H264V104L262 105V110H263ZM149 110L151 111V109L149 108ZM184 111H182V112H184ZM212 111V112H211ZM220 111V112H219ZM244 111H246V110H244ZM248 111V110H247ZM170 112V109H165V111H164V113L167 115V117H169L170 115L168 114ZM197 112V113H196ZM226 112H227V110H226ZM189 113V114H190ZM223 113V117L221 116V114ZM244 113V112H243ZM246 113V112H245ZM244 113V114H245ZM248 113V112H247ZM153 113L151 112V115H152ZM213 114H216V115H213ZM262 114H264V112L262 113ZM154 115V114H153ZM218 115V116H217ZM224 115H225V117H224ZM203 116H206V117H204L203 119H202V117ZM251 116V115H250ZM227 117V118H226ZM218 118H220V119H218ZM233 118V119H234ZM180 119V118H179ZM178 119V120H179ZM182 120V119H181ZM219 120V121H218ZM74 122V123H73ZM72 122V126L70 127V128H72V131L75 129V131H74V135H72V131L71 132H69V134H71L72 135V138H71V135H69V136H67L68 134H66L65 135V137L67 136V139H72L71 140V143L73 142V143H75V145L72 143V146L75 148L76 146V148H75V150H72L73 152H70V154L69 155H66V157H67V159L64 161L65 163H64V166H65V171H69V176L70 175H73L74 173H75V171H74V167H72V164H73V162L75 161L76 162V159H78L79 157H80V148H81V146L83 145L82 144V142L83 141H81V146H79V142H80V139L81 140H85V139H88V140H85V142H87V143H85V144H88V142L89 141H91V138L90 137H86V138H82V136H81V134L83 133L85 136H86V134H87V129L86 128H84L83 126H81V125H79L78 123H79V121L78 122H76V120L75 121H73ZM76 122V123H75ZM193 122V121H192ZM253 122V123H252ZM261 122V123H260ZM160 123H161V120H160ZM159 123V124H160ZM184 124H185V122H183ZM187 123V122H186ZM190 123H188V124H190ZM231 125H230V124ZM233 123H235L236 124V128L234 129V127L232 128V124ZM263 123V124H262ZM81 124V123H80ZM181 125V126H187V128L188 127H190V129H191V127H193V126H191V125ZM225 124V125H224ZM247 124V123H246ZM251 124H253V125H251ZM242 125H243V127H242ZM249 125V124H248ZM76 126V127H75ZM161 126H162V124H161ZM223 126V127H222ZM226 126V127H225ZM231 126V127H230ZM75 127V128H74ZM79 127H81V128H79ZM163 126L162 127H160V129H161V133L160 134H163L162 132H164V131H162L163 129ZM185 129L186 131L188 130V129ZM245 128V129H246ZM81 129H82V133H81ZM126 130L128 129V128H125ZM124 129V130H125ZM194 129V128H193ZM227 129V130H226ZM234 129V130H233ZM78 130H80L79 132H78ZM87 130V131H86ZM123 130V131H124ZM132 129H130V131H131ZM183 130V129H182ZM128 132H130L129 130H127ZM134 131V130H133ZM166 131V130H165ZM186 131H180V128H178V127H176V132L177 133H179L178 135V137L180 138V140L182 139V141L184 142V143H182L181 144V146H175V147H177V148H174V147H171L170 148V150H166V153H161V155L160 156H157V153H155L154 154V152L152 153V151L150 152V150H149V148H147L148 147V145H147V143L149 142H147V141H145L144 140V138L142 139V135H141V139L140 138H137V139H140V141H139V143H137V144H139V146L140 147H144V148H147L149 151H147L146 152V149H142V148H140L141 150H145V153H144V151H143V153L144 154H146L147 156H146V158H147V161L146 162H148L147 163V166L148 165H150L149 167H148V169L147 170H145L144 169V171L145 172H148V173H143V176H142V173L140 174L141 175V180H142V182H145L143 179H145L148 175H150V176H148L147 177V181L151 184H149L148 182H146L147 184H148V187L146 186V188H148V191H146V193L147 192H149V191H151L150 193H147V195H150V194H152L153 192H152V190H157L156 191V193H158V194H160V195H163V191H165L166 193H168V194H170V193H172L173 191H170L171 190V188L173 189V184L172 183H170L171 182V178L173 177V180H174V178L176 179V182H177V184H178V187H181V185H182V187H183V185L184 186H186V183H187V181L189 180H187L186 181V183L184 182V180H186L187 178H188V176L187 175H185L187 178H185V176H184V174H183V177L185 178H183L182 177V175H181V172H179V170L178 169H180V170H184V167H187L186 166V162H188L189 164H187L188 166L190 165V163H191V155H189V154H191V153H189V150L187 149L188 147H190V145L192 144V139H193V137H194V141H196L195 139H196V137H195V135L193 136V137H190V139L191 140H189V135H192V133L191 134H189L188 136H187V134L186 133H182V134H184V135H182L180 132H186ZM194 130H192V132H193ZM75 132H76V134H77V132H78V136H80V137H78V136H76V134H75ZM127 132V134L129 135V133ZM190 133L191 132V130L189 131H187V133ZM196 132V131H195ZM195 132H194V134H195ZM227 132H225V133H227ZM10 133V132H9ZM9 133H3L2 135H0V142L6 147V145H8L9 146V144L11 145L12 143H15L14 142V140H15V138L17 137V135H15L16 137L14 138V135H12L11 133L9 134ZM124 133H126L125 131L123 132V135H124ZM133 133V132H132ZM134 133H137V131L136 132H134ZM237 133V134H236ZM247 133V134H246ZM82 134V135H83ZM234 134V135H233ZM235 134L237 135V137L235 136ZM83 135V136H84ZM131 135H133V137H134V139H135V136H134V134H131ZM138 135H139V133H138ZM180 135H181V137H180ZM248 135H250L251 137H253V135H254V137H253V139L252 140H254V141H248L247 139H248V137H250V136H248ZM75 136V137H74ZM143 136H144V134H143ZM218 136H219V134H217V136L215 135V138H212L213 140H211V145H210V147H211V149H213V150H211L210 151V159H211V163H215L216 162V160H218V158H219V155H220V150H217L218 148H215L217 145H214L215 143L217 144V139H218ZM220 136H221V134H220ZM70 137V138H69ZM77 137V138H76ZM217 137V138H216ZM232 137H235V139L234 138H232ZM238 137H240V140L238 139ZM251 137L249 138V139H251ZM13 138H14V140H13ZM79 138V139H78ZM124 138H127L125 135H124ZM221 138H223V137H221ZM228 138V137H227ZM29 140H27V145L25 146L26 148H27V146L28 147H31V141L33 140L32 139V137H30V138H28ZM65 139V138H64ZM74 139L76 140V141H78V142H74ZM78 139V140H77ZM216 139V140H215ZM224 139H225V136H224ZM235 141H234V140ZM236 139H237V141H236ZM69 140V141H70ZM136 140V139H135ZM218 140H220V138L218 139ZM232 140V141H231ZM9 141V142H8ZM50 142V144L48 143V142ZM46 142L47 143H45V145H48V146H46V148H47V150L50 148V150H54V149H52L51 148V145H52V141H50V140H47ZM67 141V140H66ZM162 141V140H161ZM189 141L191 142V144L189 143ZM224 141V140H223ZM239 141V142H238ZM241 141V142H240ZM249 142V143H251L252 142V146H250V147H247L246 146V142ZM30 142V143H29ZM142 142V143H141ZM147 142V143H146ZM163 142V141H162ZM226 142V141H225ZM257 142V143H256ZM0 143V144H1ZM55 143V142H54ZM60 143H63V142H60ZM78 143V144H77ZM84 143V142H83ZM143 143H144V145H143ZM249 143H247L248 144V146H249ZM58 145L59 143L58 142H56L55 143V145ZM77 144V145H76ZM147 145V147H146V145ZM190 144V145H189ZM193 144H195L194 142H193ZM245 144V145H244ZM13 145V144H12ZM60 146H61V144H59ZM65 146H67V142H66V144H64ZM63 145V146H64ZM214 145V146H213ZM78 146L80 147L79 149H77L78 148ZM201 146V145H200ZM25 147L23 148V149H21V151L22 150H24L26 153H23V152H21L20 151V153H22L23 154V156L24 155H26V158H25V156H24V158H20V156L21 157H23L22 155H20L19 154V157L17 158L18 160H14V161H17V163H18V161H19V167H20V169L19 170H17V171H19L18 172V174H16L17 173V171H14L15 173L13 174V175H11V176H9V177H7V179L6 180H2L3 178H5L6 177V173H5V175H4V172L5 171H8V169H9V167H7V165L6 164H9V163H12V162H9L8 160L7 161H5L6 159H2V160H0V196L2 197V196H4V195H2V193L4 192L3 190V183H4V185H5V181H12L11 182V184H15V183H19L20 184V179H18L17 178V175L19 176H21V175H24V177H25V181L28 183V185H27V183L25 184L26 186H25V190L28 192L29 191V193H31L32 194V196L34 197V195L38 192V191H40L41 193H39V194H41V195H39V194H36L38 197H39V199L37 200V199H33V197L32 196H29L27 199H25V205H26V207L28 208H30V210H29V208H28V211H30V212H32L33 210V212L32 213H28L27 214V217L25 218V220H24V224H25V226H26V228H24V229H19L18 228V226L17 225H14L13 227L11 226L10 227V229H9V233L11 234V235H13L14 236V238H13V236H9V233H7L4 229H0V240L1 241H3L2 243H3V245L2 244H0V245H2L0 248V252L3 254V252H4V255H12V256H10V257H13V258H15V260L18 262L19 261V258H22L23 256H21L22 254H20V253H18L19 251H18V247H16L17 245H15L16 243H17V241H20V242H26L27 241V239H28V232H27V230L29 231V230H32L31 232H34V230H35V227H36V224H37V226H38V224L40 223V224H43L44 225V223L45 222H47V223H45V224H47L46 226L49 228V229H51L50 231H58L57 232V239H58V242L59 243H61L62 245H64L63 247H62V245H60L61 246V248H62V251H54V253L52 254V256H47L46 257V260L44 261V263L43 264H92V259H93V257H95L94 255H93V252H92V250H94V248H95V244H94V242L96 241V239H94V241H93V245H94V248H93V245L89 242H87V244L88 245H83V247L85 248H80V249H83V250H80V249H78L77 251L75 250V252H74V250H72V249H74V248H70L69 247V245L67 246V244H69L70 242L72 243V241H70V240H72V235H71V237H69L70 235H69V233L70 234H72V233H74L73 235L74 236H76V233L79 231L77 228L79 227V225H78V223H76L75 222V220L73 219V216L71 215V214H69V212H68V210H67V208L65 207V206H63V202L62 201H58L59 203H57L56 204V201H53V199L54 198H48V197H46V199H47V201H45L46 199H45V195H46V193H44V191L42 192L41 191V189H42V187L43 188H45V185L46 184H44L43 183V181H41V180H43L42 179V177L43 176H41V179H40V177L38 176V175H35L34 174V171L31 169V167L30 166H28L27 167V165H25V163H24V160H26V164H31L32 162H29V161H34L35 160V158H34V154H33V151H31V150H33L32 148L29 150V148H27V149H25ZM32 147H33V145H32ZM178 147H180V148H178ZM218 147V146H217ZM65 148V147H64ZM174 148V149H173ZM239 148H237V149H239ZM250 148V149H249ZM140 149H138V150H140ZM192 149H193V147H192ZM216 149V150H215ZM245 149V150H244ZM246 149H248V150H246ZM29 150V151H28ZM44 150H46L45 148H44ZM79 152H78V151ZM188 150V151H187ZM194 150H195V148H194ZM0 151L1 152H3V153H6V151H2V149H0ZM76 151V152H75ZM168 151V152H167ZM236 151H239V150H236ZM250 151V152H249ZM78 152V153H77ZM149 152V153H148ZM258 152V151H257ZM236 153V152H235ZM238 153V152H237ZM240 153V154H241ZM248 153V154H247ZM262 153V154H261ZM27 154H28V156H27ZM45 154L47 155V156H45ZM45 154L43 155V156H45V158L47 157H50L51 156V152H50V154L47 152H45ZM49 154V155H48ZM73 154V155H72ZM78 154H79V157H78ZM149 154V155H148ZM152 154V155H151ZM154 154V155H153ZM169 154H172V155H170V157H167L168 159L170 158L171 160H172V158L173 157H175L176 155L177 156H179V157H177V158H173V163L172 162H169V163H171V165L172 164H175V166H174V168L173 169H175V167L177 168V171L179 172H175L176 170H170V169H168V168H165V167H167L163 162H165V156H163V155H167V156H169ZM209 154V153H208ZM187 155H189V156H187ZM206 155V154H205ZM241 155V156H242ZM33 156V157H32ZM69 156V157H68ZM153 156V157H152ZM163 156V157H162ZM173 156V157H172ZM209 156V155H208ZM262 156V157H261ZM28 157V158H27ZM73 157H74V161L73 160H70V158L71 159H73ZM76 157V158H75ZM156 157V158H155ZM172 157V158H171ZM186 157V158H185ZM191 158V159H189V158ZM203 157H206V156H204V154H203ZM239 157V156H238ZM243 157V156H242ZM160 158V159H159ZM179 158V159H178ZM209 158V157H208ZM257 158V159H258ZM259 158V159H260ZM19 159H21V160H19ZM23 159V160H22ZM33 159V160H32ZM150 159V160H149ZM188 160V161H185V160ZM194 159V158H193ZM243 160L244 161V163H249L247 160ZM262 159V160H263ZM164 160V161H163ZM202 160V159H201ZM205 160V159H204ZM241 160V159H240ZM7 162V163H5V162ZM11 161V160H10ZM13 161V160H12ZM13 161V163H15ZM21 161V162H20ZM78 161V160H77ZM160 161V162H159ZM163 161V162H162ZM2 162H4V163H2ZM9 162V163H8ZM22 162H23V164H22ZM72 162V163H71ZM201 162V163H200ZM204 162V164H205V161H203ZM203 162L202 161H200L199 160V162L198 163H196V167H198V168H200V169H197V171H199V174H201L202 175V171H203V168H204V166H201L202 164H203ZM240 162H242V160L240 161ZM12 163V164H13ZM17 163H16V166H17ZM162 163H163V165H162ZM186 163V164H185ZM246 163V164H247ZM263 163V167H264V161L262 162L261 161V164ZM21 164H22V166H21ZM28 164V165H29ZM203 164V165H204ZM260 164V165H261ZM32 165V164H31ZM162 165V166H161ZM192 165V164H191ZM198 165V166H197ZM5 166V167H4ZM9 166V165H8ZM170 166V165H169ZM194 166V167H195ZM23 167V168H22ZM67 167V168H66ZM180 167H182V168H180ZM191 167V166H190ZM194 167L192 168H190V170L193 172L192 173V176H194L195 178H197L198 180H200L199 178H201V176L198 174V172H196L195 170H196V167H195V169H194ZM203 167V168H202ZM260 167H262V165L260 166ZM7 168V169H6ZM29 170H28V169ZM6 169V170H5ZM26 169V170H25ZM31 169V170H30ZM73 169V170H72ZM169 171H168V170ZM194 169V170H193ZM264 169V168H263ZM2 170V171H1ZM5 170V171H4ZM10 170V169H9ZM24 170V171H23ZM56 169L54 168V170H53V174L51 173L50 174V176L51 175H54V174H56V171H55ZM74 171V172H72V171ZM186 170V169H185ZM204 170H205V168H204ZM21 171V172H20ZM54 171H55V173H54ZM195 171V172H194ZM264 171V170H263ZM2 172V173H1ZM25 172V173H24ZM30 172V173H29ZM32 172H33V174H32ZM141 172H143V171H141ZM157 172L158 173H160L161 175H159L158 176V174H157ZM206 172H208V171H206ZM28 173V174H27ZM68 173V172H67ZM72 173V174H71ZM152 173H153V176H151L152 175ZM145 174V175H144ZM147 174V175H146ZM175 174V175H174ZM177 174H179V175H177ZM16 175V177H14ZM75 175V174H74ZM203 175H204V172H203ZM3 176H5V177H2ZM19 176V177H20ZM27 176V177H26ZM154 176H157L156 178H157V180H158V182L157 181H155L156 179L154 178ZM161 176V178L159 179L158 177H160ZM170 176H172V177H170ZM178 176V177H177ZM182 178H181V177ZM198 176H200L199 178H198ZM39 177V178H38ZM71 177V176H70ZM144 177V178H143ZM153 179H155V180H151L152 178ZM2 178V179H1ZM149 178V179H148ZM182 179V181H180L181 179ZM39 179H40V181H39ZM180 179V180H179ZM203 178H201V180H202ZM18 180H19V182H18ZM172 180V181H173ZM200 180V181H201ZM15 181V182H14ZM151 181V182H150ZM156 182V184H152V183H155ZM45 182V181H44ZM142 182H140V183H142ZM181 182V183H180ZM232 182H234V180H232ZM2 183V184H1ZM40 183V185L39 186H41V184H42V187L40 188L39 186H38V184ZM91 183V182H90ZM89 182H88V184H90ZM189 183V182H188ZM187 183V184H188ZM44 184V185H43ZM142 184H145V183H142ZM146 184V185H147ZM29 185H31V186H29ZM33 185H34V187H33ZM36 185V186H35ZM139 186V188H140V193L139 194H142V192H143V189L144 188H142V187H140V185L141 184H138ZM142 186V185H141ZM2 187V188H1ZM5 187V186H4ZM32 187V188H31ZM39 187V188H38ZM144 187V186H143ZM138 188V189H139ZM142 188V189H141ZM34 189H37L36 191L34 190ZM47 189V188H46ZM45 189V190H46ZM150 189V190H149ZM31 190V191H30ZM80 190V189H79ZM163 190V191H162ZM34 191V193H32ZM90 191H91V196H92V198L90 199V201H95L94 199H95V193H97L98 192V185H95L94 183L93 184H91L90 185ZM121 191V190H120ZM86 190H84V189H82V191L80 192V195H81V197H82V195H83V197L86 195ZM170 192V193H169ZM44 193V194H43ZM88 193V192H87ZM118 193H120V192H118ZM144 193V192H143ZM154 193H155V191H154ZM166 193H164L165 195H166ZM4 194V193H3ZM34 194V195H33ZM43 194V195H42ZM80 195H78V196H80ZM47 196V195H46ZM168 196V195H167ZM14 198V197H13ZM168 199H169V197H167ZM188 198V197H187ZM32 199H33V202H30V201H32ZM42 199H45V200H43L48 206H46L45 204L44 205H41L40 206V208H38L39 207V205L42 203H44V202H42ZM13 200V199H12ZM14 200L15 201H11V203L15 206V207H18L19 205H22V204H24L23 203V201H20V200H18V201H20V203L19 202H16L17 201V199H15L14 198ZM36 200V201H35ZM187 199H185L184 200V203H185V201H186ZM189 200V199H188ZM187 200V201H188ZM30 203H29V202ZM40 201V202H39ZM187 201H186V203L185 204H187ZM36 202V203H35ZM61 202V203H60ZM11 203H8V204H11ZM29 205H28V204ZM39 205H38V204ZM55 204V206L52 204ZM183 203V204H184ZM255 203V202H254ZM11 204V205H12ZM36 204V205H35ZM60 204V205H59ZM62 204V205H61ZM169 204V203H168ZM171 204V203H170ZM184 204V205H185ZM256 204H259V202L257 203L256 202ZM38 205V206H37ZM50 205H51V209L49 208L50 207ZM182 205V204H181ZM181 205H178V206H176L177 208H175L174 207V209L173 210H177L178 212H180L181 214V216H183L184 214H185V211L188 209V204L187 205H185L186 206V210H184V208H183V206H181ZM36 206H37V209H39V210H36ZM44 206V209L42 208ZM48 207L49 208V211L47 210L48 208H46V207ZM171 205H169V206H167L168 208H169V210H171L173 207H170ZM204 206H207V205H204ZM55 207V208H54ZM58 207V208H57ZM60 207V208H59ZM258 207V206H257ZM205 208V207H204ZM46 209V210H45ZM57 209V210H56ZM42 210H45V212L44 211H42ZM54 210H56V211H54ZM39 211V212H38ZM40 211H42V213L43 214H41L42 216H39V213H41ZM47 211V212H46ZM184 211V212H183ZM167 213H165L164 214V216H167V215H169V214H171L170 212H173V211H166ZM46 213V214H45ZM48 213V214H47ZM51 213V214H50ZM57 213V214H56ZM174 213V212H173ZM173 213H172V215H173ZM176 214V212L174 213V215ZM197 214V213H196ZM195 214V215H196ZM47 215L48 216H50V217H47ZM172 215H170L171 217H172V219H173V216ZM45 217V219L46 220H44V218L42 219V217ZM52 216V217H51ZM72 216V217H71ZM170 216H168V217H166V218H169ZM196 216H199V214L198 215H196ZM39 217V218H38ZM51 218V219H50ZM165 218V217H164ZM42 221H41V220ZM55 219V220H54ZM171 219V218H170ZM174 219H175V217H174ZM201 220H203L201 217H197L196 218V221L197 222H200ZM49 223V224H48ZM196 223V222H195ZM194 224V223H193ZM193 224H191L190 225V228L191 229H189L190 231H192V233L190 234V232L189 231H187V235H190V236H192L191 238V242H192V247L191 248H193V250L192 249H190V251H193L194 252V254H195V252H196V250H197V239L195 238L196 236L193 234V232L195 231V227L197 226L196 224V226L195 225H193ZM198 224V223H197ZM0 225H1V220H0ZM30 225H31V228H30ZM49 225V226H48ZM53 225V226H52ZM192 226V227H191ZM28 227V228H27ZM30 228V229H29ZM26 229V230H25ZM53 229V230H52ZM10 230H11V232H10ZM47 230V229H46ZM69 230V231H68ZM73 230H75V231H73ZM66 231H68L67 233H66ZM72 232V233H71ZM189 232V233H188ZM52 233V232H51ZM55 233V232H54ZM53 233V237H55L54 234ZM194 236H193V235ZM69 235V236H68ZM251 235V239H250V237H248L247 236V238H249V239H246V238H244L245 239V241H247V243H248V240H250V242L252 243V241H253V243H254V240H256V239H258V238H256L255 237V235L254 234H250ZM252 235H254V237L256 238V239H254L253 240V238L254 237H252ZM190 236H188L187 238H190ZM262 236V235H261ZM260 236V237H261ZM16 237V238H15ZM22 237V238H21ZM240 237V236H239ZM239 237H237L238 239H239ZM242 237H244V236H242ZM259 237V238H260ZM56 238V237H55ZM69 238H71V239H69ZM75 238V237H74ZM235 238V237H234ZM16 239V240H15ZM19 239H23V241L22 240H19ZM243 239V240H244ZM261 239H262V237H261ZM261 239H258L259 240V242H256V244H258L259 243V245H260V240ZM74 240V239H73ZM97 240H99V241H101L100 239H97ZM240 240H242V238L240 239ZM242 240V241H243ZM252 240V241H251ZM91 241V242H92ZM188 241H189V239H188ZM229 241V240H228ZM231 241V240H230ZM229 241V242H230ZM235 241V240H234ZM236 241H237V239H236ZM242 241H241V243H242ZM191 242H189V243H191ZM249 242V245L251 244ZM70 243V244H71ZM230 243H232V242H230ZM244 243V242H243ZM247 243H246V245H247ZM21 244V243H20ZM238 244H239V241H238ZM230 245H232V244H230ZM236 245V244H235ZM259 245H255V246H258L259 247ZM7 246L9 247V246H11V249H13V251H11L10 253H9V249L7 248ZM19 246V245H18ZM190 246H191V244H189V248H190ZM251 246V245H250ZM250 246H248V248H244V249H249V247ZM20 247V246H19ZM71 247H72V245H71ZM236 247H238V246H236ZM247 247V246H246ZM253 248H256V247H254V246H252ZM4 248V249H3ZM18 248V249H17ZM251 248V247H250ZM253 248H252V250H253ZM16 249H17V251H16ZM65 249L66 250H68L67 252L65 251ZM186 249V248H185ZM187 249H188V246H187ZM242 250V251H244L243 253L245 254V251L246 250ZM257 249H259L260 250V248H257ZM250 250V249H249ZM248 250V251H249ZM258 250V251H259ZM38 251V250H37ZM40 251H42L41 249L38 251V254L40 255L39 257H45V256H43L42 254H44V253H40ZM80 251V252H79ZM16 252V253H15ZM92 252V253H91ZM185 252L187 253L188 251H186L185 250ZM250 252V251H249ZM252 252V251H251ZM250 252V253H251ZM254 252V251H253ZM261 252V251H260ZM186 253L184 254V255H186ZM242 252H241V254H243ZM249 253V254H250ZM193 254V253H192ZM192 254L190 255V253H189V255L190 256H192ZM3 255V256H4ZM92 255V256H91ZM246 255V254H245ZM248 255V254H247ZM2 256V255H1ZM8 256H6V258H8ZM189 256V257H190ZM241 256V255H240ZM244 256V255H243ZM41 257V259H43ZM92 257V258H91ZM193 257V256H192ZM192 257H190V258H192ZM247 257V258H246ZM246 257H243V258H246V259H248V256H246ZM249 257H250V255H249ZM251 257H252V255H251ZM250 257V258H251ZM12 258V259H13ZM239 258V257H238ZM73 259H74V262H73ZM186 259H187V257H186ZM94 260H95V258H94ZM189 259H187V260H185L184 259V261H188ZM238 260H243V259H238ZM191 261H193V260H191ZM11 262H13V260H11ZM91 262V263H90ZM236 262H237V260H236ZM238 262H240V261H238ZM241 262H243V261H241ZM93 263H94V261H93ZM191 264H192V262H190ZM190 263H188L187 262V264H190ZM41 264H42V262H41ZM159 264V263H158ZM241 264V263H240Z\"/></svg>", "mask_w": 264, "mask_h": 264}]
</instances>
